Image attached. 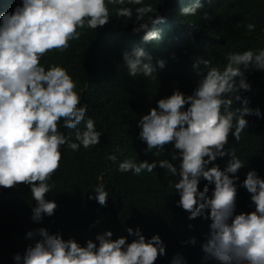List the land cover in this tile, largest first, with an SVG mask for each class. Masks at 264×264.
I'll return each instance as SVG.
<instances>
[{
  "label": "clouds",
  "instance_id": "clouds-1",
  "mask_svg": "<svg viewBox=\"0 0 264 264\" xmlns=\"http://www.w3.org/2000/svg\"><path fill=\"white\" fill-rule=\"evenodd\" d=\"M123 0H21L12 11L0 14V187L11 188L20 183L30 188L33 201L31 219L40 222L54 216L57 203L47 194L55 187L53 174L60 167L61 147L73 151L82 146L97 145L101 133L94 120L85 114L87 106L75 91V82L59 64L41 63L45 53L64 51L69 42L80 38L79 28L87 23L97 29L110 20L106 3ZM139 2V0H137ZM204 6L200 0L180 10L182 15L195 14ZM151 8H138L133 33L143 32L144 42L162 39L158 25L166 18L156 15L148 23H140ZM120 15H131L122 8ZM249 23L247 28L254 30ZM225 67L208 68L201 74L200 66L208 60L196 57L193 69L198 75L191 94L176 88L160 98L156 106L143 114L137 123V138L146 144L145 152L161 151L171 144L168 159L122 160L121 172L139 176L151 173L159 165L176 177L170 187L179 199L176 205L188 213L189 219L210 220L209 231L201 244L203 260L217 264H264V177L249 170L242 182L250 193L251 211H237L239 176L244 164L234 150L225 146L229 136L239 142L248 128L246 114L260 110L248 107L240 90H250L245 71L264 70V48L229 53ZM160 68L165 61L156 62ZM123 64L130 76L142 73L150 77L156 72L149 52L143 47L123 53ZM235 101L232 107V93ZM62 122V123H61ZM84 123V128L77 126ZM62 128L76 129L75 141H69ZM230 157L221 168L217 158ZM113 162L117 157L110 154ZM206 183L201 190L199 185ZM210 186H214L211 187ZM89 199L101 206L109 194L103 183L92 188ZM191 227V225L189 226ZM127 236L114 238L111 230L97 233L83 244L74 237L65 239L61 233L45 227L29 230L26 239L32 242L23 253L13 256L15 264H154L166 254V245L159 234L146 237L139 227H127ZM129 237L132 239L129 241ZM185 243H196L192 237ZM170 264H186L177 254Z\"/></svg>",
  "mask_w": 264,
  "mask_h": 264
},
{
  "label": "trees",
  "instance_id": "trees-1",
  "mask_svg": "<svg viewBox=\"0 0 264 264\" xmlns=\"http://www.w3.org/2000/svg\"><path fill=\"white\" fill-rule=\"evenodd\" d=\"M21 0H0V14L12 11ZM196 0H123L122 3H106L109 22L97 29L88 28L87 23L79 28L80 38L69 42L64 51L51 50L41 58V63L59 64L72 76L86 104L85 120L92 118L101 133L100 143L87 149L82 146L73 151L67 145L61 147L60 167L50 183L55 187L47 194L57 203L54 216H45L40 222L33 221V201L30 188L20 183L15 187H0V264H15L13 256L23 253L32 241L26 239L29 230L40 227L50 232L61 233L65 239L74 237L82 244L97 233L111 230L114 238L127 236V227H139L146 237L159 234L166 245V254L158 257L154 264H170L177 254L186 264H217L214 260H203L201 244L209 231L210 220L203 217L188 218V213L176 205L179 199L170 187L176 177L167 169L157 165L151 173L139 176L131 171L121 172L118 164L127 158L140 160L171 161V144L165 149L145 152L146 144L137 136L139 118L146 114L156 102L179 88L191 94L196 87L198 75L192 65L196 57L208 60L200 66L201 74L208 68L223 69L229 53L248 49L264 48V0H200L204 6L195 14L182 15L180 10L192 6ZM151 8L140 23L162 15L164 23L157 27L162 39L144 42L143 32L133 33L137 23V9ZM126 8L131 15H120ZM253 24L254 30L247 25ZM145 48L156 66L150 77L138 73L128 74L123 64V53L133 48ZM165 61V67L156 63ZM250 90H240L242 98L249 101L248 107L259 109L246 114L248 128L241 133L239 142L229 136L225 146L234 150L244 166L239 176L237 211H251L250 193L242 186L249 170H256L264 177V70L245 71ZM232 93V107L235 101ZM62 123V122H61ZM84 128L81 122L77 126ZM69 141H75L76 129L62 128ZM114 154L115 162L108 157ZM230 157L217 158L223 168ZM177 164V161H171ZM103 183L109 197L101 206L89 199L91 188ZM206 181L202 180V190ZM214 187V186H210ZM191 225V227H189ZM195 237L196 243H185ZM132 237H129V241Z\"/></svg>",
  "mask_w": 264,
  "mask_h": 264
}]
</instances>
